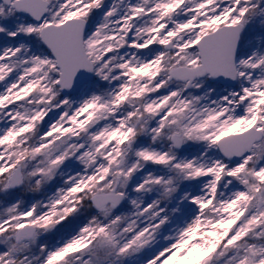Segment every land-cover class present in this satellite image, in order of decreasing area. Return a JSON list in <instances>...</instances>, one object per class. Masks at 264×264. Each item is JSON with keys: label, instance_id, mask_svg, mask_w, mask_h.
<instances>
[{"label": "snow or ice", "instance_id": "6c2138e0", "mask_svg": "<svg viewBox=\"0 0 264 264\" xmlns=\"http://www.w3.org/2000/svg\"><path fill=\"white\" fill-rule=\"evenodd\" d=\"M0 264H264V0H0Z\"/></svg>", "mask_w": 264, "mask_h": 264}]
</instances>
